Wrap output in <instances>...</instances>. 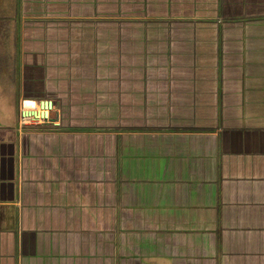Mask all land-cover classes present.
<instances>
[{
	"label": "crops",
	"instance_id": "1",
	"mask_svg": "<svg viewBox=\"0 0 264 264\" xmlns=\"http://www.w3.org/2000/svg\"><path fill=\"white\" fill-rule=\"evenodd\" d=\"M0 264H264V0H0Z\"/></svg>",
	"mask_w": 264,
	"mask_h": 264
},
{
	"label": "built area",
	"instance_id": "2",
	"mask_svg": "<svg viewBox=\"0 0 264 264\" xmlns=\"http://www.w3.org/2000/svg\"><path fill=\"white\" fill-rule=\"evenodd\" d=\"M51 100H22L19 103L18 120L21 129L46 127L54 130L60 126V115Z\"/></svg>",
	"mask_w": 264,
	"mask_h": 264
}]
</instances>
